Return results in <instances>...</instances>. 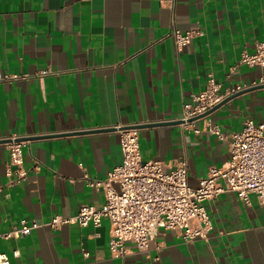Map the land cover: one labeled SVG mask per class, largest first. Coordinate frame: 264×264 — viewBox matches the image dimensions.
<instances>
[{
    "label": "crops",
    "instance_id": "obj_1",
    "mask_svg": "<svg viewBox=\"0 0 264 264\" xmlns=\"http://www.w3.org/2000/svg\"><path fill=\"white\" fill-rule=\"evenodd\" d=\"M203 35L177 47L173 31ZM264 41V0H0V232L83 205L102 207L104 180L123 162L116 127H136L142 161H185L198 186L230 159L224 135L247 119L264 123V84L185 124L212 75L222 90L264 78L241 62ZM50 69L51 74L42 75ZM26 139V180L11 186L4 140ZM209 240L185 242L161 230L158 247L112 256L110 222L43 226L0 238L10 264H264V206L232 192L207 204ZM18 251V257L13 255ZM87 254V256L85 255Z\"/></svg>",
    "mask_w": 264,
    "mask_h": 264
},
{
    "label": "built area",
    "instance_id": "obj_2",
    "mask_svg": "<svg viewBox=\"0 0 264 264\" xmlns=\"http://www.w3.org/2000/svg\"><path fill=\"white\" fill-rule=\"evenodd\" d=\"M201 35V30L172 33L179 48ZM241 62L250 68L264 69V41L256 43L254 52H243ZM51 72L47 69L42 75ZM10 78L0 76V81ZM262 84L264 78L223 91L221 84L210 75L205 90L195 97L194 104L184 106L183 122L188 124L201 116L206 117L210 114H205L227 98ZM116 131L120 135L122 164L104 180L85 177L89 186L103 190L105 203L102 207L83 205L76 216H56L48 223L22 220L20 226L12 231L0 232V238L24 237L43 226L54 230L70 224L97 228L106 218L110 222L112 256L124 260L130 253V245L140 253L159 248L157 239L161 230L175 231L185 242L208 241L213 222L207 204L223 193H235L246 203H249L250 194H256L264 206V123L256 125L252 119H247L241 130L229 135H224L217 127L209 129L220 139L229 140L230 159L224 167H212L196 187L189 184L185 161L171 166L158 160L144 162L139 130L136 127H116ZM18 139L10 137L5 143L10 153L7 176L11 186H16L28 176L23 167L25 141ZM13 255L18 257V251ZM0 264H10L7 254L0 252Z\"/></svg>",
    "mask_w": 264,
    "mask_h": 264
},
{
    "label": "water",
    "instance_id": "obj_3",
    "mask_svg": "<svg viewBox=\"0 0 264 264\" xmlns=\"http://www.w3.org/2000/svg\"><path fill=\"white\" fill-rule=\"evenodd\" d=\"M253 89V88H252ZM251 90V89H250ZM244 92H242V93H239V94H236V95H234V96H231V97H229V98H227L221 105H223L225 102H227V101H229L230 99H232V98H234V97H237V96H239L240 94H243ZM221 105H219V106H217L216 108H214L212 111H210L209 113H207V114H205L204 116H206V115H208V114H211L212 112H214V111H216L217 109H219V107H221ZM203 116H201V117H199V118H202ZM18 140H20V141H26V139H24V138H19ZM3 142H8L7 140H4Z\"/></svg>",
    "mask_w": 264,
    "mask_h": 264
}]
</instances>
